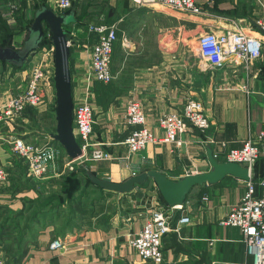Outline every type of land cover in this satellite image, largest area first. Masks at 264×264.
Returning a JSON list of instances; mask_svg holds the SVG:
<instances>
[{
    "label": "crops",
    "instance_id": "obj_1",
    "mask_svg": "<svg viewBox=\"0 0 264 264\" xmlns=\"http://www.w3.org/2000/svg\"><path fill=\"white\" fill-rule=\"evenodd\" d=\"M2 1L5 10L8 3ZM12 1L23 3L10 20L12 39L15 36L21 44L36 9L31 13L29 4L38 0ZM196 2L201 8L198 14L136 8L128 0H72L75 21L66 29L73 102L85 93L93 98L91 139L103 143L112 155L110 160H79L74 166H88L95 175L115 182L147 170L179 179L210 169L208 148L218 154V161H225L229 148L256 140L264 130V30L259 28L264 0ZM89 22L117 24L118 40L110 63L113 78L106 84L89 75L88 47L94 39L87 31ZM229 28L248 29L261 37L260 57L250 64L233 58L224 69L202 70L198 36ZM27 64L16 68L0 61V105L24 83ZM186 95L203 101L209 127L186 131L178 144L150 143L141 152L129 154L122 143L130 131L122 116L124 101H139L145 127L161 136L157 117L177 110ZM51 101L55 97L50 95L36 108L27 109L17 124L2 126L0 136H19L35 144L58 143L52 138L56 120ZM0 161L9 172L0 188V257L6 264H152L129 244L154 202H162L152 180L131 192L117 193L89 182L82 169L73 175L59 163L44 178L30 179L25 165L1 140ZM249 174L248 181L256 184L257 192L264 191V150ZM68 179L78 186L68 187ZM245 189L246 181L231 175L216 184L194 186L173 211V226L179 228L164 236L160 264H252L240 229L219 222L238 204ZM180 216L190 221L177 224ZM56 238L65 245L51 250L48 244Z\"/></svg>",
    "mask_w": 264,
    "mask_h": 264
},
{
    "label": "built area",
    "instance_id": "obj_2",
    "mask_svg": "<svg viewBox=\"0 0 264 264\" xmlns=\"http://www.w3.org/2000/svg\"><path fill=\"white\" fill-rule=\"evenodd\" d=\"M136 8H152L160 12L176 11L198 14L201 8L196 0H128ZM9 15L13 17L15 3L6 0ZM46 4L56 13H62L72 5V0H48ZM264 30V21L259 23ZM87 31L94 35L90 46L89 75L95 81L109 83L113 76L110 71L113 46L118 40L116 23L97 24L89 22ZM47 43L42 44L27 64V73L20 89L0 105V129L5 124H17L22 120L28 108H36L48 96L55 97L54 89V47L46 35ZM198 55L202 70L224 69L233 58H239L246 64L257 60L262 52L263 40L248 29L208 30L197 39ZM36 60L33 62V59ZM31 63V64H30ZM244 87V86H243ZM93 98L85 93L83 99L73 102V132L82 155L76 159L68 158L64 148L55 142L35 144L19 136H0L11 150V154L26 167L30 179H42L57 161L63 159V168L73 169L74 163L82 160L102 161L112 159V155L103 148V143L91 139L95 115L92 107ZM122 116L130 131L122 141L129 154L141 152L150 143H179L180 135L188 130L204 131L209 127V119L204 112L203 101L199 98L184 96L177 110L164 112L157 117V124L162 130L161 136H155L145 127L146 116L141 103L127 98L122 106ZM225 146V143H221ZM264 150V130L256 140H247L238 148H229L225 161L237 162L251 167ZM218 154H213L216 158ZM9 177L8 167L0 161V188L4 187ZM180 205L168 206L154 202L151 212L139 231L132 234L129 244L142 259L160 264L163 259L161 250L164 236L178 226H173V211ZM190 218L180 216L177 224L188 223ZM221 225L239 228L247 253L252 257V264H264V191L257 192L256 184L246 181V189L240 201L229 208L219 221ZM62 238L53 239L48 247L57 250L64 247ZM0 264H6L0 257Z\"/></svg>",
    "mask_w": 264,
    "mask_h": 264
},
{
    "label": "water",
    "instance_id": "obj_3",
    "mask_svg": "<svg viewBox=\"0 0 264 264\" xmlns=\"http://www.w3.org/2000/svg\"><path fill=\"white\" fill-rule=\"evenodd\" d=\"M75 21L73 9L68 13H56L46 5L35 9L31 22L26 27L25 36L19 47L8 40L0 45V61L11 66H25L37 52L43 39L49 33L54 47V114L56 129L52 138L65 150L68 158L76 160L82 155L81 147L73 132V97L70 71L69 32L66 27ZM260 28V26H259ZM261 29V28H260ZM207 158L210 169L206 172L187 174L179 179H171L158 170H147L115 182L109 177H99L88 173L90 181L100 188L117 193L131 192L134 187L152 180L168 206L181 205L185 202L194 186L216 184L228 175L248 181L249 169L237 162L218 161L208 148ZM88 168V166L86 167Z\"/></svg>",
    "mask_w": 264,
    "mask_h": 264
},
{
    "label": "rangeland",
    "instance_id": "obj_4",
    "mask_svg": "<svg viewBox=\"0 0 264 264\" xmlns=\"http://www.w3.org/2000/svg\"><path fill=\"white\" fill-rule=\"evenodd\" d=\"M6 0H4L5 2ZM12 1V0H11ZM15 1V0H14ZM13 2V1H12ZM16 2V1H15ZM42 0H38L37 3H34V2H31V4H29V10L30 12L32 13L33 9L35 8H38L40 7L42 4ZM0 4H3V1L0 0ZM15 7L13 8V16L14 14L17 12V11H20V6L22 5L23 6V3L22 4H18V2L15 3ZM20 5V6H19ZM9 11V7H5V10H3V7L0 5V43H2V41H4L3 39L6 38V34L7 33H10L11 35H13V25L11 24L12 22V16L9 15V13L7 12ZM11 20V21H10ZM10 21V22H9ZM11 24V25H10ZM15 36H13V39L11 41V43L15 46V47H19L20 44H18L16 41H15ZM193 45V44H192ZM39 50V49H38ZM36 60L33 59V62ZM54 101V100H52ZM51 101V107H53L55 105V102H52ZM57 163H59L60 165V168L62 167L63 168V162H60L59 160L57 161ZM65 171L67 173L69 172H74L76 170L80 171L82 168H79V167H76V166H73V169H69L68 167L67 168H64ZM1 216V215H0Z\"/></svg>",
    "mask_w": 264,
    "mask_h": 264
},
{
    "label": "trees",
    "instance_id": "obj_5",
    "mask_svg": "<svg viewBox=\"0 0 264 264\" xmlns=\"http://www.w3.org/2000/svg\"><path fill=\"white\" fill-rule=\"evenodd\" d=\"M42 5H46V4H45V3H42ZM42 5H41V6H42ZM46 6H47V5H46ZM71 6H72V5H71ZM70 11H71V9L68 8V9H66L64 12L68 13V12H70ZM31 20H32V19H30V22H31ZM30 22H29V23H30ZM3 40H4V41H2V43H0V45H3V44L6 43L8 40H11V41H12V35H11L10 33H7V34H6V38H4ZM11 41H10V43H11ZM47 42H48V41H46V38H44L43 41H42V43H41V45L44 44V43H47ZM11 44H12V43H11ZM41 45H40V46H41ZM13 67H15V66H13ZM16 68H21V67H16ZM28 109H33V108H28ZM82 170L85 171V173H86V175H87V178H88L89 182H91V181H90V178H89V176H88V173L91 172V171L89 170V168H85V169H82ZM76 171H78V170H76ZM69 173H73V172H69ZM92 173H93V172H92ZM93 174H94V173H93ZM73 175H74V173H73ZM68 180H69V181H68V187H69V186H75V187L78 186V184H75L73 181H70L71 179H68ZM72 182H73V183H72ZM71 183H72V185H71ZM91 183H92V182H91ZM143 184H144V183H143ZM141 185H142V184H141ZM75 187H74V188H75ZM60 199H61V198H59V200H60ZM160 199H161L162 203H165L161 196H160ZM165 204H166V203H165Z\"/></svg>",
    "mask_w": 264,
    "mask_h": 264
}]
</instances>
